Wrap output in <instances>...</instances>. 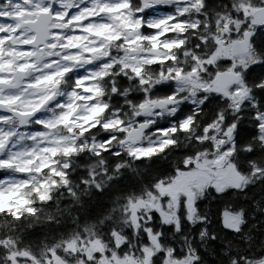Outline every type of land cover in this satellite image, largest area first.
<instances>
[{"label":"snow or ice","instance_id":"obj_1","mask_svg":"<svg viewBox=\"0 0 264 264\" xmlns=\"http://www.w3.org/2000/svg\"><path fill=\"white\" fill-rule=\"evenodd\" d=\"M69 2L71 6H69ZM101 3H104V0H101ZM9 4L12 5L11 10H8ZM89 7H91L90 0H15L14 3L13 0H0V43L15 34L20 44V54L26 57L27 64L36 67L55 65V67H46V74L39 80L25 79L21 85L22 89L35 88L45 81H51L58 74L57 70L65 74V79L72 81L71 88L65 93L67 100L64 99V96H56L53 99L54 94L49 93L44 96L40 104L36 105V109L41 108L44 101H49L54 105L56 111L53 119L65 123L75 111L73 105L76 100H79L81 104H87L79 116L89 126L78 128L75 132L72 128L65 129L71 139L80 137L81 143L91 138L89 133L95 132L101 124L105 129L115 126L107 119L100 123H93L97 113H103L106 117L107 113L113 110L107 103L98 106L97 100L93 98V89L83 88L84 83L91 84L93 82V74L73 68L70 56L79 52L80 48L64 47L63 40L59 43L60 47H57L56 43L58 36L70 38L71 29L66 26L79 20L78 14ZM115 7L123 8L126 11L133 10L132 19L135 22V27L139 28L138 33L132 34L134 39L142 40L149 48H156L157 45L154 41L159 38L163 41L164 49H172V52H166L155 60L153 59L157 55L155 53H145L142 57L147 60L149 66L157 68L161 65H172L174 62L177 64L175 68L162 69L161 74L170 73L173 80L156 85L155 92L168 94L165 98L172 99L175 96L172 90L173 83L177 90L203 89V91H197L196 95L200 98L202 106L211 108L215 114L219 107L218 102L222 98L225 102L232 104V97L240 95L242 88L234 83L239 80L245 87L250 88L256 97H259L255 107H250V110L245 112L244 118L252 117L255 125L264 128V123H262L264 120V0H252L251 3H246L244 8L250 13L249 22L245 23L238 32L234 30L230 38L220 37L219 33L214 31V35L218 39L209 37L206 32H201L199 36L195 35L208 27L206 23L197 21L203 20L205 16L215 15L212 12L211 15L209 14L210 6L207 0H119ZM189 9L195 14V21L189 19ZM197 9L199 11H196ZM108 11H113V9L108 8ZM216 11L218 12L219 9ZM241 14L243 15V13ZM92 23L94 20L89 18L79 21V28L73 24V28L83 35L84 29ZM184 24L188 25L186 31L181 28ZM175 28H181V31H174ZM211 28L216 29L215 21ZM190 33L192 34L191 44L186 39ZM97 34L102 35L101 32ZM127 35L118 37L116 44L125 45ZM134 39H127V43L133 44ZM173 42L176 43L175 47H173ZM208 44H211L210 48L206 47ZM190 48L197 53L195 57L191 56ZM85 55L90 58L91 50ZM184 58H189L190 63L183 64L182 59ZM87 67L95 69L101 75H103V69L112 68V75L105 77V81L110 82L109 91L114 99H117V94L122 91L118 81L128 79L129 74L134 73L136 80L143 83L140 80L141 67L130 66L123 60L117 62L112 60L110 55H103L102 63L99 65L90 59ZM197 73L202 79H197ZM6 75V73L0 72V89L5 86L17 87V81L9 79L6 84L3 82ZM142 95L143 93H141ZM20 99V95L11 97L13 102ZM5 102L4 98L0 96V104ZM248 103V100L243 101V104ZM243 104H239L240 111H244ZM187 107L189 106L185 103L177 116H182L184 108ZM6 115H10V112L0 110V117ZM113 119H116L115 115ZM137 119L143 120L144 117H137ZM235 120L236 116H233L228 121L233 130L231 140L228 143L221 141L222 147L217 146L218 151H202V149H212L213 145L208 141L201 143V137L198 135L194 138V142L199 147L182 152L179 156V163H161L160 160L161 155L178 143L168 136L169 131L175 133L178 129L176 127L169 129L166 124H155L154 127L158 130L157 134L161 135L163 139L152 146L134 149L131 153L138 158L139 163L147 162L142 180H128L124 183L121 194L116 197L112 207L96 213L95 220L90 226L91 231L95 233L96 225L99 224L108 236L112 237L113 232L118 231L115 227L117 220L122 217L126 221L131 216L129 209L147 206L151 208L149 215L152 220L141 229L144 239L148 242V230H151L163 241L164 232H155L152 221L158 220L161 224H168L171 217L167 209L175 203L177 215L184 221L192 222L195 216V230L199 235L204 236L208 229L202 226L210 224L211 221H209L208 215L201 211V208L204 198L211 196L214 198L212 202L217 205L215 223L221 228V231L231 235L233 226L226 223L225 217L227 215L238 216L244 212V200L247 199L244 194L246 191L255 190L254 185L249 184L247 178L251 175L253 179H258L264 184V175L261 174L264 172V168L253 167L261 153L256 150L249 139L250 135L256 137L257 132H249L244 127L243 118L233 124L232 122ZM191 123V117H188L180 123L179 128L187 130ZM36 124L38 138L48 134L50 128L53 127L52 124L43 120L36 121ZM116 124L122 126V121L116 120ZM120 135L124 136L125 133L121 132ZM39 142L36 140L34 144ZM111 142L112 134L110 132L103 134L102 147ZM9 143L11 144V141ZM43 147L46 150H51L55 155L54 135H49V138L43 141ZM4 151L7 155L0 153V160L8 161L15 158L16 153L10 152L7 146ZM64 151L69 153L74 152L75 149L65 147ZM118 155L119 153H117ZM28 162L30 163L31 159ZM69 167L70 164L67 162L60 171L44 166L43 176H48L49 172H55L56 179H52V184L55 185L61 177L65 178L63 182L67 184V169ZM115 167L119 169L120 165H115ZM12 170L23 177L20 185L32 188L39 201L44 202L50 199L49 192L41 191V188L46 189L49 186L39 175L40 167L36 168L35 173L24 167ZM3 175V170H0V176ZM110 179L116 180L115 177H110ZM33 181L36 182L35 185H33ZM116 182L119 183V181ZM82 183L87 184L88 181L84 180ZM16 186V181L0 179V201L7 200L10 195H14L11 188ZM96 187L99 191V185ZM69 191L71 192V190ZM261 191H264V187L261 188ZM242 197L244 200L241 199ZM18 203L27 205V212L33 217L38 215V210L32 206V202L28 199L21 198ZM6 213L11 215L15 221L21 219L20 215L10 212L6 205L0 203V216ZM145 219L147 220L148 217L146 216ZM179 227L180 225H173V228L179 229ZM88 233L89 227L86 226L83 233L77 232L63 239L54 240L53 245L46 249L43 257L37 256L29 249L8 251L4 244L0 243V248L8 252L4 258V264H33L34 260H41L42 264H49V262L72 264L73 260L78 261V264H97V261L103 259L101 255L102 242L105 237L97 233L95 240L85 239ZM211 238L215 239L216 234L212 233ZM93 243L96 244V249L91 252L85 251ZM57 244L59 246H56ZM122 247H126V245ZM107 255L111 256V253H107ZM187 256H189L187 251H178L173 247L174 259L182 260ZM165 257L166 253L163 250L159 251L154 259L155 264H163ZM233 258L236 259L237 264H247L250 259L248 256H234L230 258L229 264ZM255 259L264 264V254ZM192 264H199V261L193 260Z\"/></svg>","mask_w":264,"mask_h":264},{"label":"clouds","instance_id":"obj_2","mask_svg":"<svg viewBox=\"0 0 264 264\" xmlns=\"http://www.w3.org/2000/svg\"><path fill=\"white\" fill-rule=\"evenodd\" d=\"M251 2L252 0H227L226 3L213 6L210 11L215 15L205 16L203 20L197 21L198 23H206L208 27L195 33V35L199 36L201 32H206L209 37L218 39L214 35L215 31L219 33L220 37L230 38L234 30L238 32L245 23L249 22L250 13L245 11L244 5ZM69 6H71L70 2ZM217 7L218 12L216 11ZM188 11L190 13L189 19L195 21L193 11L191 9ZM196 11H199V9ZM214 21L216 22L215 30L211 28ZM187 39L191 44V33ZM56 43L59 44L60 41L56 40ZM206 47L210 48L211 44L206 45ZM189 50L192 57L197 55L191 48ZM148 52V45L143 43L135 47L113 44L109 50L103 53V55H110L112 60L117 62L123 60L130 66L141 67L143 71L140 80L143 83L136 80L135 74H129L127 86H124L122 91L117 94V99L114 100L111 92H109L107 100L101 98L97 101L98 103L109 104L113 110L108 112L106 117L101 115L97 123L107 119L115 126L105 129L101 124L95 132L89 133L92 145L88 154L84 157L86 163L78 165L79 168L83 169V174H77L73 178L72 173H76L77 168H71L67 175L68 183L65 184L63 182L65 178L61 177L56 183V187L51 189L53 193L58 192L59 196H56L51 202L37 203L38 215L34 219L26 217V221L30 222H26L23 227L20 222L15 221L7 213L0 216V243H3L8 251H15L18 242H21L17 230L19 232H24L25 229L31 231L34 225L37 227L43 226L42 242H44V248L47 249L49 242L52 246L54 240H59L58 237L63 236V233L59 232L60 227H65L72 233H83L84 228L88 226L89 233L85 239L95 240L97 233L105 237L101 253L103 259L97 261V264H155L154 260L148 261L146 259L145 253L147 252L149 256H152L161 250L166 252L163 264H185V259L187 264H192L193 260H198L199 264H205V261L200 258L194 247L189 249L190 256L176 261L173 257L174 246L169 245L161 249L156 245L157 234L151 230H148L150 240L146 242L141 229L152 220L149 215L151 208L147 206H137L134 209H129L131 216L119 227L118 231L113 232L112 237H109L99 224L96 225L95 233L90 228L95 220L87 212V208L91 204L102 200L111 206L116 197L121 194L122 185L129 178L133 181L142 180L146 172L147 162L145 164L139 163L138 158L131 153L134 149L152 146L163 139L161 135L157 134L158 130L154 127L155 124H166L169 129L173 127L178 129L175 133L171 131L168 133L169 138L175 139L178 143L161 155L160 160L161 163H179V156L182 152L199 147L194 142V138L198 135L201 137V143L208 141L213 145L212 149H202V151H218L217 146L222 147L221 141L228 143L232 138L233 130L230 128L228 121L236 116V120L232 122L235 124L243 118L244 126L257 132L256 137L249 136L250 142L261 153L253 167L264 168V128L255 125L252 117L244 118L245 112L249 111L250 107H255L259 97H256L250 88L245 87L242 81L237 80L234 83L242 88V92L240 95L232 97V104L225 102L222 98L218 102L219 107L215 114L211 108H204L200 98L196 95L197 91H203V89L177 90L175 83H173L174 98H165L168 94L155 92L154 89L158 84L173 80L170 73L164 72L161 74V72L162 69L168 67L175 68L177 64L174 62L172 65H161L159 68L149 66L144 63L142 58ZM133 53L134 55H132ZM182 63L186 65L190 63V59L184 58ZM197 79H202L198 73ZM141 93H143L142 96ZM244 100H248L249 103L243 104ZM185 103L189 107L184 108L182 116H177ZM239 104H243L244 111H240ZM238 112L239 115H237ZM114 115L116 119H113ZM141 116L144 119L138 120L137 117ZM188 117H191L192 120L189 128L187 130L180 129V123ZM116 120L122 121V126L116 124ZM262 123H264V120H262ZM106 132L112 134V142L106 143L102 147V136ZM121 132H124L125 135L121 136ZM86 147L89 146L86 144ZM117 153H119L118 156ZM115 165H120V168L117 169ZM261 174L264 175V172ZM110 177H115L116 180L114 181ZM251 178V175H249L248 179ZM48 179L52 180L53 178L48 177ZM84 180H87L88 183L83 184L82 181ZM116 181H119V183ZM97 185H99V191ZM258 199L264 200V193ZM259 211L264 215V207H260ZM146 216L148 217L147 220H145ZM142 220L145 223H140ZM49 225L51 228H56L57 232L53 233ZM125 229H131V231H125ZM178 230L176 229V231ZM262 244H264V241H262ZM124 245L126 247H122ZM95 249L96 244L93 243L85 251L91 252ZM29 250L33 251L31 248ZM107 253H111V256H108ZM44 254L45 252L42 251L39 256L43 257ZM0 260H4V257H0ZM35 264H42V261L37 260ZM230 264H237L236 259L233 258ZM247 264H258V262L252 260L247 261Z\"/></svg>","mask_w":264,"mask_h":264},{"label":"trees","instance_id":"obj_3","mask_svg":"<svg viewBox=\"0 0 264 264\" xmlns=\"http://www.w3.org/2000/svg\"><path fill=\"white\" fill-rule=\"evenodd\" d=\"M209 4V14L211 15L210 9L213 6H219L223 3H226L227 0H207ZM12 5H8V9ZM218 10V7H217ZM129 15L133 16V10L128 9L127 10ZM77 26H79V23H74ZM67 28L71 29L69 32V37L76 34L75 28H73V24H69L66 26ZM185 31L188 28L187 24H184L181 26ZM181 28H175L174 31H181ZM138 32H139V28ZM98 32H101L102 35L97 34ZM128 32L121 28L117 27L116 25H111L108 27H90L88 30L84 32L81 37V34L78 36L77 43L83 44L85 41L84 38L98 40L97 44L100 47H103L104 52L109 50L113 44H116V39L118 37H125V34ZM57 40L61 41L63 40L64 47L67 48H74V43L72 41H68L67 38L64 36H58L56 37ZM127 39L129 36L127 35L125 40V45L127 47H134L138 45V41L134 42L133 44H128ZM187 39V37H186ZM144 42L141 41V44ZM154 43L157 45L156 49L159 52L155 59H158L160 56H163L166 52H172V49H164L162 47L163 41H161L159 38H157ZM176 46V43L173 42V47ZM155 48H149L150 51H154ZM13 51V45L11 44L10 39L5 40L3 43H0V57H5L9 55V52ZM70 59L72 61V66L74 69L85 72V73H92L93 74V82L91 84L84 83L83 88H92L94 92V99L97 101L103 98L104 100L108 99L109 94V83L105 81V77L112 75V68H105L103 69V75L96 72L95 69H90L87 67V64L90 59H86V55L84 51H79L77 53H73L70 56ZM154 59V60H155ZM103 56L95 60L94 62L99 65L102 63ZM145 64H148L147 60H144ZM18 66L16 65L15 68ZM143 71V69H142ZM57 75L51 80V81H45L44 84H48L52 87H56V96H64V99L67 100V97L65 93L71 88V80L65 79V74L60 73L59 70H57ZM134 74V73H133ZM28 79H35L37 80V71L33 70L30 72V76ZM75 79V78H73ZM119 87L123 89L124 86H127L128 79H120L119 81ZM135 82V81H133ZM37 88V87H36ZM59 89V91H57ZM10 93H18V92H10ZM56 98V97H55ZM54 98V99H55ZM74 99V98H73ZM114 99V98H113ZM115 100V99H114ZM103 103H98V106H102ZM87 104H81L79 100H76V102L73 105V108L75 109L74 112H78V115L83 112V110L86 108ZM12 108H15L17 110H24L21 108V105L11 104ZM43 110H45L46 116H49L53 118L56 115V111L54 109V105L50 103L47 106H44ZM73 112V113H74ZM103 115V113H97L96 116L93 119V123H97V120L99 117ZM54 120V119H53ZM89 125L85 122H83L81 119L77 123H60L57 121H54L53 127L50 128L49 133L45 134L43 137H37V124L36 121H33L30 123L28 128L24 130H19L17 127V123L14 119L11 117H6L5 119H0V130H7L11 133L15 134L11 139V144L8 145V149L10 152H15L16 154L21 156V159L27 158L25 160V163H22L17 158H14L9 160V162H3L0 160V170H3L4 175L0 176V179H7L10 181H16V179H20L22 181L23 177L20 176L16 171L12 170L17 167H24L31 172L35 173L36 168H41V173L39 175L42 176V179L44 182L48 184V188H41V191H47L50 194V199L47 200L48 202H51L53 199H55L56 196H59V193H53L51 191L52 188L56 187V184H52V180H49L48 177L51 176L53 179H56L55 172H49L48 176H43L44 172V166H48L51 169H54L55 171H60L63 168V165L67 162L70 164V167L67 169V172L71 170V168L76 167L77 172L72 173V177L75 178L77 174H83V169L79 168V164L86 163L84 160V157L88 154L89 148L92 145L91 138L85 140L83 143L80 142L81 138L76 137L74 140L71 139L66 133V128H72V130L75 132L78 128H87ZM249 132L252 131V129L248 128L247 126H244ZM22 133L24 134V137L17 138L16 134ZM49 135H54V144L56 145V152L55 155H53V152L51 150L41 149V145L43 144L44 140H47L49 138ZM83 135V134H82ZM39 140V143H35L34 141ZM86 144L89 147H86ZM65 147H72L75 149L74 152L65 153L64 149ZM42 152V155L39 154ZM7 155V153H5ZM31 159V162L29 163L28 160ZM248 179V178H247ZM129 180H132L129 178ZM19 183H17L16 187L11 188V192L14 193V195H10V198L7 200L0 201V203L7 206V209L10 212H16L17 215L21 216V219L17 222H20L21 226L26 222V217L29 218H35L32 215H30L27 212V205L18 203V201L21 200V198L28 199L32 202V206L36 208L37 203L43 204L44 202L39 201L38 196L36 192L28 187V186H22ZM248 183L254 185L255 190L254 191H246L244 196L247 197L246 200H244V197L241 199L244 200V207L245 211L240 213L238 215L239 218V226L237 229L232 230V234L229 235L228 233H225L221 231V228L215 223L216 216V208L217 205L214 204L213 197L206 196L204 198V204L201 208V211L205 212L208 215L209 221H211L210 224L204 225L202 227H207L208 231L205 233L204 236H201L198 234L196 229V223H195V216L193 217L192 222H186L181 217L177 215V207L175 208V215L174 220L169 222L168 224H161L158 220H153L152 224L154 225L155 232H164V240L161 241V239L157 236L156 245H158L161 249L166 248L169 245L174 246L178 251L183 250L187 251L189 253V256L191 255V252L189 251L190 248L194 247L196 249L197 254L200 256L201 259L205 261V264H229V260L232 257H239V256H248L250 257L249 261L255 260L260 263L258 259H255L256 257H259L260 255L264 254V244H262V241H264V215H262L259 211L260 207H264V200L258 199V197L264 193V191H261V188L264 187V184L258 179H248ZM36 182L33 181V185H35ZM255 201V203H254ZM109 204H106L102 200H98L97 202L91 204L87 208V212L90 217H94L96 213L103 212L105 209L111 208ZM146 220V219H145ZM125 223L124 219L121 217L117 220L115 227L119 229L121 225ZM140 223H145L144 220L140 221ZM173 225H180L179 230L176 231V228H173ZM49 228L51 226L49 225ZM104 230V229H103ZM51 231L53 233L57 232L56 228H51ZM105 231V230H104ZM125 231H130V229H125ZM18 234L21 237V242H18L17 249H29L31 248L33 253H35L37 256H39V253L42 251H46L44 248V242H42L43 237V226L37 227L33 226V229L29 231L28 229H25L24 232H19L17 230ZM59 232L63 233L62 237H58L59 239H63L69 235H72L74 233L69 232L67 228L60 227ZM107 234V232L105 231ZM212 233L216 234V238L212 239L211 235ZM15 239V237H13ZM150 240V237L148 236V241ZM51 246V243H48V247ZM103 247V242H102ZM97 251H99V248H97ZM165 252V251H164ZM166 253V252H165ZM148 253H145V257ZM158 254L155 253V255L150 256V261H153ZM8 255V252H6L3 248H0V257H6ZM37 260L33 261V264H35ZM179 261V260H176ZM185 263L187 264V260L185 259ZM0 264H4V260H0ZM49 264H52V262H49ZM72 264H78V261L73 260Z\"/></svg>","mask_w":264,"mask_h":264},{"label":"rangeland","instance_id":"obj_4","mask_svg":"<svg viewBox=\"0 0 264 264\" xmlns=\"http://www.w3.org/2000/svg\"><path fill=\"white\" fill-rule=\"evenodd\" d=\"M119 2V0H104V3H101V0H90L91 7L87 8L86 10L80 12L78 14L79 20L73 21L74 23H79V21L82 20H87L89 18H92L94 20V23L89 25L87 28L84 29V32L88 30L90 27H108L111 25H116L117 27H121L125 29L128 33L129 38L134 39L132 37L133 33H138L137 27H135V22L132 19V16L129 15L128 11H126L123 8H116L115 5ZM108 8H112L113 11H108ZM8 10H11L8 9ZM102 12H106L105 15H101ZM78 28L80 27L77 26ZM76 34L72 35L70 38H67L68 41H72L74 43V48L79 47L81 51H84L87 53L89 50H91V57H87L86 59H91L92 61L97 60L98 58L103 56L104 50L103 47H100L97 44L98 40H93V39H88L84 38L85 41L83 44H78V36L80 35L79 32L75 30ZM81 37H83L81 35ZM9 40V39H6ZM139 39H134V42L138 41ZM11 44L13 45V51L9 52L8 56L5 57H0V72H4L7 75L3 78V81H8L10 77V73L14 71L15 69H25L28 72H32L33 70H36L37 72H42L40 73L39 79L45 75L43 73L44 68L50 66H40L36 67L33 65H29L26 62V57L20 54V44L16 39L15 34H12V37L10 38ZM142 40L138 41V44H141ZM66 43H64L65 45ZM57 47H60V44H57ZM135 47V46H134ZM148 53H155L158 54L159 52L155 48L154 51H150ZM157 55L153 57L155 59ZM18 66L15 68V66ZM55 66V65H53ZM26 90V91H25ZM49 93H53V99L56 97V87H52L48 84L41 83L37 86V88H28V89H21L17 94H12V93H2L0 92V96L4 98L6 101L5 103L10 105V104H20L21 108L24 110H21L22 112H32L36 109V105L40 104L41 100H43L44 96L49 95ZM20 95L21 99L18 101L13 102L11 100V97ZM75 99V98H74ZM49 101H44V104L41 108H44V106L49 105ZM87 107V105H86ZM38 120H43L49 124L54 123L55 120L53 118L46 116V113L43 117L39 118ZM37 120V121H38ZM80 120V116L78 115V112H74L71 117H69V120L67 122L72 123H77ZM15 134L11 133L10 131L7 130H0V153H3L5 155V147L10 145V139L14 136ZM17 138H22L24 137V134L22 133H17L16 134ZM41 149H45L43 147V144L41 145ZM39 154L42 155V152ZM6 156V155H5ZM15 158H17L19 161L22 163H25V160L27 158L21 159V156L16 154ZM14 160V159H13ZM3 161V160H2ZM3 162H9L8 161H3ZM20 179H16V182L19 183ZM177 205L174 203L172 206H170L167 209V212L169 216L171 217L170 221L174 220V215L176 213L175 208ZM226 223L229 225L233 226V229H237L239 226V218L238 216H233V215H227L225 217ZM146 259L150 261V256L147 254ZM186 264V263H185ZM261 264V262L259 263Z\"/></svg>","mask_w":264,"mask_h":264},{"label":"water","instance_id":"obj_5","mask_svg":"<svg viewBox=\"0 0 264 264\" xmlns=\"http://www.w3.org/2000/svg\"><path fill=\"white\" fill-rule=\"evenodd\" d=\"M105 13L106 12H102L101 15H105ZM10 76H11V78H10L11 80L17 81L18 86L15 88H9V87L5 86L3 89H0V91L5 93L8 91H19V90H21L22 89L21 85L23 84V81L25 79H28V72L26 70H23V69L22 70L17 69V70L12 71ZM3 82H5V84H6L7 81H3ZM0 110H7L8 112H10V115H8V116H11L14 119H16L19 129L27 128L29 123L31 121L38 119L41 112H42L41 108L35 109L32 112H21L19 110H15V109L11 108L10 106H8L5 103L0 104Z\"/></svg>","mask_w":264,"mask_h":264},{"label":"flooded vegetation","instance_id":"obj_6","mask_svg":"<svg viewBox=\"0 0 264 264\" xmlns=\"http://www.w3.org/2000/svg\"><path fill=\"white\" fill-rule=\"evenodd\" d=\"M14 2H15V0H13V3H14ZM11 7H12V6H11ZM11 7H10V8H11ZM10 8H9V9H10ZM48 67H55V66L50 65V66H48ZM40 73H42V72H37V80H39V76H38V75H39ZM43 73L46 74V72H45V68H44V70H43ZM5 104H6V103H5ZM41 109H42V108H41ZM44 115H45V110L42 109V114H41L40 118L43 117ZM4 118H6V117H5V116L0 117V119H4Z\"/></svg>","mask_w":264,"mask_h":264}]
</instances>
